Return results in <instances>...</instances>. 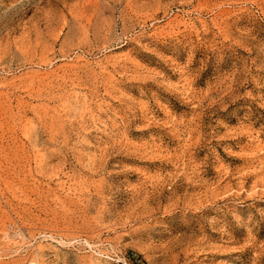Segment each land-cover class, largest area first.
Here are the masks:
<instances>
[{"label":"rangeland","instance_id":"obj_1","mask_svg":"<svg viewBox=\"0 0 264 264\" xmlns=\"http://www.w3.org/2000/svg\"><path fill=\"white\" fill-rule=\"evenodd\" d=\"M0 264H264V0H0Z\"/></svg>","mask_w":264,"mask_h":264}]
</instances>
